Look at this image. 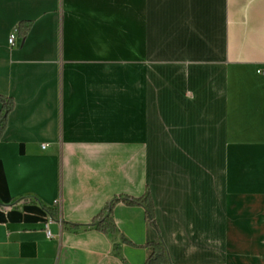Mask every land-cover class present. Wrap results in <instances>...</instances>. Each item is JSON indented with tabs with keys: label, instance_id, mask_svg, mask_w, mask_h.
<instances>
[{
	"label": "crops",
	"instance_id": "1",
	"mask_svg": "<svg viewBox=\"0 0 264 264\" xmlns=\"http://www.w3.org/2000/svg\"><path fill=\"white\" fill-rule=\"evenodd\" d=\"M263 70L264 0H0V264H264Z\"/></svg>",
	"mask_w": 264,
	"mask_h": 264
},
{
	"label": "trees",
	"instance_id": "2",
	"mask_svg": "<svg viewBox=\"0 0 264 264\" xmlns=\"http://www.w3.org/2000/svg\"><path fill=\"white\" fill-rule=\"evenodd\" d=\"M29 28V21L20 22L17 26L18 34L20 36L25 35ZM0 102L2 104V109L0 111L1 138V135L5 129L7 115L13 108V102L12 100L4 98L2 96H0ZM118 202H123L124 204L129 206H142L145 210V216L149 224L154 228H157L153 202L147 190L139 197L121 196L118 198H114L93 218L91 225L102 232H114L115 225L112 219V207L115 203ZM122 241L129 243V241L125 238H122ZM145 246L151 249V253L145 260L144 264H167L169 262L166 247L160 238H158L156 242L146 244Z\"/></svg>",
	"mask_w": 264,
	"mask_h": 264
},
{
	"label": "built area",
	"instance_id": "3",
	"mask_svg": "<svg viewBox=\"0 0 264 264\" xmlns=\"http://www.w3.org/2000/svg\"><path fill=\"white\" fill-rule=\"evenodd\" d=\"M15 32H16V30H15ZM14 33L11 34L10 37H9V43L10 44H13V42H14V38H15V34ZM261 75L264 78V70L261 72ZM42 147L44 148L45 147V144H43ZM47 235H48V233H47Z\"/></svg>",
	"mask_w": 264,
	"mask_h": 264
}]
</instances>
